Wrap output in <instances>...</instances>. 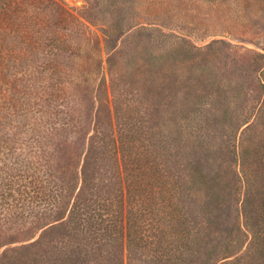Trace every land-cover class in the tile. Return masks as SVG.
Here are the masks:
<instances>
[{"label": "trees", "instance_id": "1", "mask_svg": "<svg viewBox=\"0 0 264 264\" xmlns=\"http://www.w3.org/2000/svg\"><path fill=\"white\" fill-rule=\"evenodd\" d=\"M84 1L81 13L101 18L103 48L62 0H0V127L16 130L0 143L28 131L41 160L17 164L18 202L44 205L27 240L42 233L24 248L36 252L18 264H121L122 220L102 185L107 147L102 159L93 118L102 49L127 188V264H264V54L198 46L192 31L168 25L193 22L205 0Z\"/></svg>", "mask_w": 264, "mask_h": 264}, {"label": "rangeland", "instance_id": "2", "mask_svg": "<svg viewBox=\"0 0 264 264\" xmlns=\"http://www.w3.org/2000/svg\"><path fill=\"white\" fill-rule=\"evenodd\" d=\"M205 1L206 4L203 10L199 9V7H195V13L200 12V16L195 17L193 22L173 18V22H168V25H170V27L173 26L174 29L178 31H183V29L192 31L196 37L201 39L195 42L198 46L207 45L216 40L224 41L231 45L233 50L253 52L250 53L252 54L250 61L254 60L256 53L264 54V0ZM62 2L68 9H70L72 14L83 24V26L87 28L93 41L97 39L103 48V35L101 33L102 25L100 24L101 18L96 20L95 23L81 13V10H83L85 6L84 0H62ZM177 14V11H175L173 15L176 16ZM179 17L180 16L177 15V18ZM131 32L132 30L127 32L126 36H129ZM214 32L220 33V36H214L205 40L202 39L206 34ZM122 39L123 38L117 43L120 44ZM102 51L104 59V89L101 100L97 103V108L93 110V118L97 124L96 127L98 129L97 131L100 140L97 152L100 153L102 159H104L102 155V146L107 147V155L104 160H106L105 165L108 166L105 168V171L110 179L108 180L106 178L103 180L104 184L102 185H105L107 194L117 197V207H115V210L120 212L122 220L121 232L117 235V254L120 259L119 263L127 264V188L121 155L118 150L119 126L109 80V67L104 50L102 49ZM237 67L240 68V66ZM246 70L248 71L247 76L252 79L253 74L249 65H247ZM78 96L84 103L83 109H86V96L81 94ZM80 112L83 114L82 109ZM1 121L2 119L0 118V122ZM7 121L12 124L9 120ZM15 132L16 130H13L12 128L0 127V139L5 137L12 138ZM17 138L20 139L18 143L8 145L7 147L0 143V195L2 193L9 194L8 198L11 200L3 201L0 199V243L3 245L2 247L0 246V264H13L14 262L15 264H18L20 259H23L25 262L29 259L28 257L30 254L28 253H35L36 250H26L24 248L32 245L42 233L39 232L35 239L27 240L29 235L32 232L37 231L40 227L39 224L33 225L32 227L28 226L29 223L33 221L31 215H36L42 212L44 205L38 204L32 206L22 200L18 202L20 194L17 191V185L19 183L24 184L26 181V179H22L25 177H22V174L19 173V171H22V168H19L17 164L41 163V160L38 157V147L34 140V136L28 131L19 133ZM262 172L264 173V170H262ZM38 176L41 177L39 174ZM10 185H14V190H11ZM68 209L69 206L67 205L61 212L60 216L58 214L57 217L66 218L68 216ZM56 219L58 218L52 220L55 221ZM55 223L57 222L55 221ZM17 258H19L18 261ZM29 263L35 264L31 260H29Z\"/></svg>", "mask_w": 264, "mask_h": 264}]
</instances>
